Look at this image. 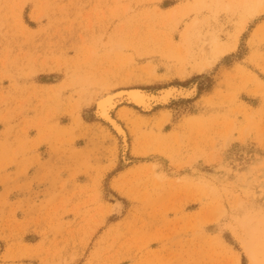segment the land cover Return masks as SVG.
I'll list each match as a JSON object with an SVG mask.
<instances>
[{
    "label": "rangeland",
    "instance_id": "rangeland-1",
    "mask_svg": "<svg viewBox=\"0 0 264 264\" xmlns=\"http://www.w3.org/2000/svg\"><path fill=\"white\" fill-rule=\"evenodd\" d=\"M261 226L264 0H0V264H264Z\"/></svg>",
    "mask_w": 264,
    "mask_h": 264
},
{
    "label": "bare ground",
    "instance_id": "bare-ground-1",
    "mask_svg": "<svg viewBox=\"0 0 264 264\" xmlns=\"http://www.w3.org/2000/svg\"><path fill=\"white\" fill-rule=\"evenodd\" d=\"M177 89V88H170L169 89H165V91L158 97L155 96H149L145 93H143L142 91H140L139 89H135L133 91H129L127 92L128 96L131 98L132 101H134L135 103H137L138 105L140 104H144L146 105L145 109H151V107L153 106L152 104H150V101L153 98H156L158 101L163 100L166 101L169 99L170 95L172 94V92ZM195 89V88H194ZM192 90V89H191ZM189 90V91H191ZM145 92V91H144ZM180 92V91H178ZM188 92V91H187ZM125 92L122 91H118L117 93H111L108 96H104V98L100 101L99 104V110H101L100 112H102V114L109 116L108 115V110L113 109L116 105L117 102H114L115 97H118L121 94H124ZM147 93V92H146ZM190 93V92H189ZM188 93V95H189ZM153 94V93H152ZM186 94V93H185ZM194 94V93H193ZM151 95V94H150ZM187 95V94H186ZM124 96V95H123ZM122 96V97H123ZM103 97V96H102ZM120 97V96H119ZM121 97V98H122ZM126 98V97H125ZM169 101V100H168ZM152 105V106H151ZM155 105V104H154ZM141 106V105H140ZM148 107V108H147ZM144 109V110H145ZM111 111V110H110ZM110 113V112H109ZM114 118V117H113ZM111 122L113 123L115 129L118 131L119 134H121L123 136L124 139V143L126 145V132L123 128V126L121 125V123L116 122L115 120L111 119ZM110 122V123H111ZM250 235H251V239L249 240L247 247H248V251L251 255V257L254 260H257L259 257V254L261 252V250L264 248V227H260L258 229L254 228L252 230H250Z\"/></svg>",
    "mask_w": 264,
    "mask_h": 264
}]
</instances>
